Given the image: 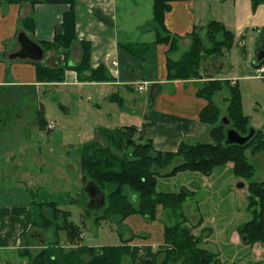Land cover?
<instances>
[{"label":"crops","instance_id":"0c3cea01","mask_svg":"<svg viewBox=\"0 0 264 264\" xmlns=\"http://www.w3.org/2000/svg\"><path fill=\"white\" fill-rule=\"evenodd\" d=\"M238 1L240 0L232 1L233 6ZM134 2L135 6L134 4L131 6L133 9L141 10V5L145 3L150 13L143 21L139 20L141 19L140 16L137 23L128 29L118 24V14L122 15L123 18L126 0H74L78 41L71 46L66 61L62 59L63 55L60 56L53 49L48 52L42 49L44 55L39 62L10 58V55L20 48L16 39L18 33L24 32L38 45L44 41H52L55 31L62 22L63 14L69 9V4H47L44 0H0V88L21 86L36 89L39 92L41 87L56 85L73 86L74 90L78 92L84 89L88 90L87 100L94 99L95 109L93 110L91 107L82 108L87 112L80 115L85 123H88L90 119L89 114L95 115L96 124L93 126L95 135L92 137L94 138L93 141L102 145V140L104 145H106V141L100 138L99 130L96 129V126L99 125L103 129L111 130L134 124L139 136L151 140L154 149L163 152H175L181 143L194 145L200 142H209L211 127L209 124L199 121V114L207 105V101L199 97L197 91L205 81L215 79L223 81L226 79L216 77L217 72H214L213 68L217 70L219 63L214 61L209 64L210 57L202 59L201 74L203 78L186 81L168 80L169 70L167 67L169 58L171 61H178L189 49L191 39L188 35L193 30L202 29L207 25L206 22L201 24L202 19L199 17L202 14V7L205 6L204 1H182L170 4L171 9L165 13L163 18L162 32L169 33L171 39L173 37L179 39L175 52H168L170 46L168 42H156L155 31L157 29L152 19V0H134ZM132 15H135V12ZM31 18L34 19L35 27L33 32L29 33L23 27L30 28L29 20ZM218 22L223 23L225 29L229 27L223 20ZM120 23L122 24V22ZM81 40L88 41L92 45L90 60L92 68H96L100 64L103 65L112 81L92 83L80 81L77 78L74 67L78 65L80 60L79 41ZM127 45L131 46V49L126 48ZM185 45H187L186 50H184ZM112 61H116V66L112 65ZM36 63L50 68L67 64V67L70 66L71 68L65 70L64 82L45 84L37 81V76H35ZM7 75L11 77L9 80L4 77ZM233 80L234 78L226 79L232 85L234 84ZM140 83L145 86L142 91L137 88ZM154 83L157 86L153 89L155 96H153L154 102L152 103L148 96L150 95V87ZM144 93L146 94L145 97L143 96ZM227 93L225 89H222L213 97V102L219 109L220 118L225 116L227 109L225 106L224 112H221L220 105L228 106L229 94ZM101 105H107V109L103 111ZM42 113L41 109L37 111L38 119ZM107 121L108 125L106 124ZM9 147L10 145L0 144V153L2 151L8 152ZM28 147L30 151L37 149L32 143ZM10 157L7 154L5 159H1L3 157L0 155V264H29L30 258L26 256L28 255L26 251L30 255H34L32 253L37 254L47 245V237L42 231L45 228L37 224L39 220L36 217L42 216L41 210H44V216L52 214L50 209L52 207L32 203L33 190L29 189L25 183H31L30 179L35 176L33 174L31 177V172L27 170L17 172L16 164L9 166ZM46 163L51 162L45 161L42 163L43 167ZM2 164L5 167L1 168ZM58 164L59 159H57ZM73 165L77 167V165ZM166 171L161 172L156 178L155 188L158 192H178L185 188L184 184H180L178 190L171 188L170 191H167V187H164L170 180H175L182 174L184 178L189 179L187 172L191 171L180 172L171 177H163L162 173ZM14 172L17 173V178L12 174ZM39 176L46 177V172H40ZM81 177L80 174L76 175L75 178L78 181L82 179ZM240 180L236 182H240ZM159 182L162 186L160 189L158 188ZM246 183L244 180V184ZM236 189L239 190L240 187H236ZM187 200L183 204L182 211L188 219L187 225H189L191 223L190 218H188L191 216V212H189L191 205L188 203L190 201ZM36 205L39 206V212L34 211ZM192 221L190 225L194 227L193 232L196 236H202V231L207 230L204 236H210L204 238L200 246L206 250L209 249L205 247V244H209L212 235L209 230L211 229L203 226L204 219L202 217ZM155 222L153 221L154 224L146 226L148 236H142L144 239H136L131 244L138 246L141 251L140 256L148 259H151L155 251L162 245L163 227L162 225L158 227ZM239 226L234 228L238 236ZM157 229L159 234L156 236L155 231ZM33 232L39 233V237L33 236ZM139 259L140 257L137 260L139 261Z\"/></svg>","mask_w":264,"mask_h":264},{"label":"trees","instance_id":"16d2710c","mask_svg":"<svg viewBox=\"0 0 264 264\" xmlns=\"http://www.w3.org/2000/svg\"><path fill=\"white\" fill-rule=\"evenodd\" d=\"M197 0H152V19L156 26V42L169 43L168 52L177 50L176 39L163 31V18L171 9L174 2ZM221 2L225 0H220ZM47 4H69V9L63 14L62 22L53 35L52 41H44L40 46L45 51L54 50L64 56L65 61L71 46L78 41L76 32V15L74 0H44ZM256 7L264 0H249ZM30 28L23 27L32 33L35 27L34 19L29 20ZM191 44L189 49L178 61H169L168 80H198L202 79V59L219 57L232 46L234 35L225 29L218 21H210L204 28L193 30L189 35ZM81 51L80 60L74 67L77 78L87 82L112 81L103 65L96 68L91 66V43L79 41ZM128 49L131 46L127 45ZM37 81L45 84L64 82L65 70L71 68L67 64L59 67H47L36 63ZM259 66V65H255ZM8 74V73H7ZM225 89L229 94L228 106L225 115L230 120V126L241 135L248 132L250 119L244 115L241 106L239 88L237 84L228 81L208 80L198 89L197 95L207 101L199 114V121L210 125V141L189 145L181 143L175 152H163L154 149L153 142L139 136L137 128L133 125L102 129L100 138L106 145L91 141L80 149V167L84 185L93 181L105 194L106 201L101 214L94 215L96 224L104 220L117 219L123 222L131 216L156 221L158 215L168 214V219H177L176 223L163 225L162 245L154 256L144 262H137L140 248L131 245L133 241L144 237L132 233L128 239L120 240L123 244L112 246L91 247L79 243L81 241V226L71 220V214L58 209L54 201L39 203L50 205L52 214L43 216L42 228L53 229L55 233L63 231L68 242L59 245L57 240L32 256L29 264H123L128 259L134 264H220L218 255L204 250L200 245L204 238L210 235L196 236L193 228L187 225L188 219L183 215L182 208L190 197L187 188L178 192H158L156 178L161 172L163 177H171L180 172H197L209 176L217 167L232 163V174L247 181V209L252 218L241 224L238 228L241 243L252 247L255 243L264 245V180L254 181V168L249 157L264 152L263 135L257 130L256 135L246 144L224 145L225 127L220 123V112L213 102L214 95ZM41 115L39 127L46 130V123ZM125 189L131 191L136 206L130 202ZM60 217V218H59ZM200 224V223H199ZM207 231V230H206ZM205 231V232H206ZM120 235V234H119ZM246 238L243 240V238ZM139 238V239H138ZM56 253H51L53 248Z\"/></svg>","mask_w":264,"mask_h":264},{"label":"rangeland","instance_id":"374dc122","mask_svg":"<svg viewBox=\"0 0 264 264\" xmlns=\"http://www.w3.org/2000/svg\"><path fill=\"white\" fill-rule=\"evenodd\" d=\"M202 1L205 6L202 7V14L199 16L202 19L201 24L205 22L208 24L212 20H223L229 26L227 29L234 35L231 48L225 50L219 57H210L208 63L214 61L219 63L218 67L215 66L217 70L213 68L214 72H217V78H234L233 83L237 82L242 111L249 117L250 125L257 128L256 130L263 135L261 140L264 141V74L257 71L254 62L257 40L264 31V2L256 7L247 0L236 2L235 6L232 4L234 0L223 2L197 0L196 2ZM133 4L135 6L134 0H126L123 18L118 14L119 26L131 29V25L137 23L140 16L139 20L142 21L147 18L150 13L147 4L141 5V10L133 9L131 7ZM134 12L135 15H132ZM186 49L187 45L184 50ZM62 57L64 59V56ZM4 77L8 80L11 78L8 75ZM226 79L222 80L226 81ZM39 89L38 92L36 89L21 86L0 88V144L10 145L8 152L0 153L3 157L1 159H5L8 154L11 156L9 166L16 164L17 172L27 170L31 172V177L34 174L35 177L30 179L32 182L25 183L29 189L33 190L32 203L54 201L60 210L71 214V220L81 226L82 235L79 243L87 244V246L120 245L123 244L120 240L128 238L132 233L148 236L146 226L154 223L148 219H141L139 216H131L123 222L114 219L96 224L94 215L101 214L104 206L94 210L89 209L88 198L83 190L85 185L82 179L77 181L75 178L76 175L81 174L79 151L84 144L93 141L92 136L95 135L93 127L96 124L95 115L89 114L88 123H85L80 115L87 112L82 108L95 109L94 99L87 100L88 90L78 92L73 86L56 85ZM145 95L144 93L143 96ZM101 106L103 111L107 109V105ZM225 106L227 105H220L221 112H224ZM40 109L43 111L46 130H42L38 125L39 119L36 114ZM91 120L93 121L90 122ZM50 122H54V128L51 130L47 127ZM96 129L102 131L103 128L99 125ZM31 143L37 149L30 151L27 146ZM102 143L104 144L103 140ZM22 147L23 150H21ZM57 159H59L58 165ZM45 161L51 163H46L43 167L42 163ZM249 161L254 168L252 180L263 181L264 152L249 157ZM3 167L5 166L2 164L1 168ZM232 168L233 165L229 162L215 168L209 176L187 172L189 179L184 178L182 174L175 180H170L168 184L166 182L167 186L164 188L167 187V191L171 188L178 190V186L184 184L185 188L193 191L188 198L190 201L188 203L191 205V211H189L191 216L188 215V218L192 223L193 219L202 217L203 226L211 229L209 230L212 232L211 239L205 247L209 248L207 251L218 255L220 264H264V245L255 243L250 249L249 246L241 243L240 237L235 232L234 228L250 220L252 215L246 210L247 186L244 184V179L233 176ZM42 171L46 172V177L39 176ZM12 174L18 177L16 172ZM238 180L240 182H236ZM241 184H244L243 187ZM161 187L159 182L158 188ZM125 193L129 196L130 202L136 206L131 191L125 189ZM38 208L39 206H34V211L39 212ZM42 212L44 213V210ZM36 218L39 220L37 224L43 226V216ZM176 221L175 218L168 221V214L163 213L158 216L155 223L159 227L165 224L172 225ZM42 231L47 237V244L51 245L56 240L61 246L68 244L63 231L59 233H55L53 229ZM158 234L157 229L155 235ZM152 251H154L153 248ZM56 252L55 247L51 253ZM32 254L35 255V252ZM139 257V262L148 259L144 256ZM123 264H134V262L126 259Z\"/></svg>","mask_w":264,"mask_h":264},{"label":"water","instance_id":"95a60500","mask_svg":"<svg viewBox=\"0 0 264 264\" xmlns=\"http://www.w3.org/2000/svg\"><path fill=\"white\" fill-rule=\"evenodd\" d=\"M17 42L19 44V50L15 51L13 54L10 55V58H20V59H29L32 61H39L43 58L44 50L43 48L34 42L32 39L27 37L24 32L18 33ZM257 47H256V55H255V65H261L264 63V31L261 34L259 40H257ZM157 84H152L150 87V97L151 102H154L153 89L156 87ZM220 123L225 127V137H224V145H239L242 146L247 142L251 141V139L255 135L256 128L250 126L248 129L247 134L241 135L237 132L233 127H230V120H228L227 116H224L220 119ZM242 186V185H241ZM84 193L88 198V207L89 209H98L105 205V194L100 188L93 182L88 181L84 188ZM246 238L244 237L243 240Z\"/></svg>","mask_w":264,"mask_h":264},{"label":"built area","instance_id":"2783aa9c","mask_svg":"<svg viewBox=\"0 0 264 264\" xmlns=\"http://www.w3.org/2000/svg\"><path fill=\"white\" fill-rule=\"evenodd\" d=\"M116 64H117L116 61H112L113 66H116ZM257 71L260 72L261 74H264V66H260V68ZM137 88L139 91H142L145 88V86L142 83H140ZM53 126H54V122H50L48 123L47 127H49V129L51 130L54 128Z\"/></svg>","mask_w":264,"mask_h":264},{"label":"flooded vegetation","instance_id":"af4514ba","mask_svg":"<svg viewBox=\"0 0 264 264\" xmlns=\"http://www.w3.org/2000/svg\"><path fill=\"white\" fill-rule=\"evenodd\" d=\"M230 127H231V126H230ZM255 132L257 133V131H255ZM256 133H255V135H256ZM255 135H254V136H255ZM246 182H247V181H246ZM241 185H242L241 187H243L244 184H241ZM32 235H33V236H36V237H39V233H37V232H33Z\"/></svg>","mask_w":264,"mask_h":264}]
</instances>
